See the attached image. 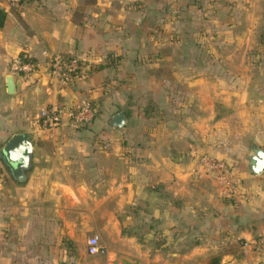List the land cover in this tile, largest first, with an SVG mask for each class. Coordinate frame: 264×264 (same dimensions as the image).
Segmentation results:
<instances>
[{"label": "crops", "instance_id": "crops-1", "mask_svg": "<svg viewBox=\"0 0 264 264\" xmlns=\"http://www.w3.org/2000/svg\"><path fill=\"white\" fill-rule=\"evenodd\" d=\"M161 1L24 0L14 11L0 0V148L18 133L32 143L19 181L0 158V264H264L242 247L264 235V169L247 159L264 151V0H176L180 22L164 26L181 33L168 43L181 65L165 67L151 33ZM198 36L207 45L193 51ZM44 51L80 58L68 88L47 86ZM20 53L41 78H16L8 94ZM249 57L263 65L236 62ZM82 98L96 112L85 127L35 125L41 108ZM117 112L122 131L109 126ZM201 156L228 165L231 195ZM93 235L101 252L90 255Z\"/></svg>", "mask_w": 264, "mask_h": 264}, {"label": "built area", "instance_id": "built-area-1", "mask_svg": "<svg viewBox=\"0 0 264 264\" xmlns=\"http://www.w3.org/2000/svg\"><path fill=\"white\" fill-rule=\"evenodd\" d=\"M5 1L9 8L14 11H19L24 2V0ZM43 55L47 58L45 62L47 86H58L59 91L68 88L81 71L80 58L61 54L49 56L45 51ZM40 71L41 67L38 62L26 53L14 56L8 64L9 75L15 78L26 79L36 76L39 80L41 78L39 76ZM95 116L93 103L87 98H82L73 104H52L43 107L39 110L34 122L41 130H53L64 123L72 128H82L88 125ZM198 164L206 175L214 177L222 185L223 194L231 195L234 192L237 181L223 160L211 156H201L198 158ZM86 244L88 254L95 255L101 252L96 235L89 237ZM249 246L264 252V235L242 243L244 248Z\"/></svg>", "mask_w": 264, "mask_h": 264}, {"label": "water", "instance_id": "water-1", "mask_svg": "<svg viewBox=\"0 0 264 264\" xmlns=\"http://www.w3.org/2000/svg\"><path fill=\"white\" fill-rule=\"evenodd\" d=\"M8 94H14L16 90V78L9 76L6 80ZM126 117L124 113L117 112L109 121V126L122 131L124 129ZM32 155V143L29 135L18 133L10 137L0 148V158L8 166L11 176L19 181L24 178L25 172L30 167ZM250 171L259 174L264 169V151L257 148L248 156Z\"/></svg>", "mask_w": 264, "mask_h": 264}, {"label": "rangeland", "instance_id": "rangeland-1", "mask_svg": "<svg viewBox=\"0 0 264 264\" xmlns=\"http://www.w3.org/2000/svg\"><path fill=\"white\" fill-rule=\"evenodd\" d=\"M168 2H170V3L168 4ZM165 3H166V6L168 7L167 9L163 8ZM159 4L161 5V9H160V13L157 15V19H159L158 25H156L157 27L154 28L151 33L154 32L155 35L157 36V38L159 39V41H161V46H160V48H158L159 53L161 55L162 54L163 55L166 54L167 57H168V60H165L163 57L159 58L158 59L159 66H162V67H165V66H168V65L180 66L181 65L180 57L178 56V53L180 52V49H179L178 44L175 45V46L174 45L171 46L168 43H169V40H170L171 36L172 37L173 36L176 37V36H179L181 33L180 32H176L175 33V30H170L167 27L165 28V26H164V25H166V26L168 25L166 23L169 20L177 21V23L180 22V17L182 16V14H181L182 11L178 8L179 7V1L166 0V2H165L164 0H162ZM172 4L175 5L174 8H171ZM177 25H179V24H177ZM178 29H179V26H178ZM258 33H261V31L258 30ZM201 37L202 36H198V39H196L194 41L195 46L193 45V48H192L193 51L196 50V49L197 50L201 49L202 47H204V48L206 47L207 44H205V42H203V43L201 42L202 41ZM202 38H203V41H204V37H202ZM259 59L260 60L257 61L255 57L254 58L253 57H249L247 59H239L238 58V59H236V62H237V64H239L243 60H248L249 63L252 65V67H256L257 68L258 66L260 67V66L263 65V64H260L262 62V59L261 58H259ZM196 61H197V58L195 56L190 58L189 59V65H194V63ZM203 61H204L205 66H207L208 63L212 65L213 61H214L215 65H217V64L223 65L224 64L223 63L224 61L220 62V61H218V59L216 60L214 57H209V58L206 57V58L203 59ZM256 71H257V69H256ZM143 108H144L143 109L144 112L146 111V112L149 113V109H152L150 112H153L152 106L151 107L150 106H145Z\"/></svg>", "mask_w": 264, "mask_h": 264}, {"label": "trees", "instance_id": "trees-1", "mask_svg": "<svg viewBox=\"0 0 264 264\" xmlns=\"http://www.w3.org/2000/svg\"><path fill=\"white\" fill-rule=\"evenodd\" d=\"M112 62H110L108 65H111ZM217 259H213L209 264H216Z\"/></svg>", "mask_w": 264, "mask_h": 264}]
</instances>
